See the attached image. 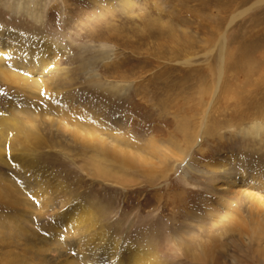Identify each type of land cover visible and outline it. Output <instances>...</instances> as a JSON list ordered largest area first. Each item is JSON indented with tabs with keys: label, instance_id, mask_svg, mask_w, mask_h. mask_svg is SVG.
Listing matches in <instances>:
<instances>
[{
	"label": "rangeland",
	"instance_id": "obj_1",
	"mask_svg": "<svg viewBox=\"0 0 264 264\" xmlns=\"http://www.w3.org/2000/svg\"><path fill=\"white\" fill-rule=\"evenodd\" d=\"M0 27L64 53L51 60L56 113L46 78L21 70L12 86L0 80V110L18 97L17 111L34 102L33 115L66 121L53 136L42 126L32 156L47 192L0 165V264H87L74 231L48 217L67 196L106 235L95 248L109 238L139 264H264V203L246 200H264L249 172L264 176V130L250 128L264 121V0H0Z\"/></svg>",
	"mask_w": 264,
	"mask_h": 264
},
{
	"label": "bare ground",
	"instance_id": "obj_2",
	"mask_svg": "<svg viewBox=\"0 0 264 264\" xmlns=\"http://www.w3.org/2000/svg\"><path fill=\"white\" fill-rule=\"evenodd\" d=\"M60 47L61 46H59L58 42H56L55 40H49L45 38L39 39L36 37L24 35L21 32L10 31L0 27V80L5 82V84H7L8 86H12V84L14 83H12L10 79L11 77L16 78V76H19L15 73V71L20 70L27 75L34 76L38 80L45 77V80L40 81L43 82L42 85L44 88L41 87V90H44L43 96L46 97L48 103L50 101L49 104L52 105L50 109H55L57 111L58 108L61 107V105H59L61 103H58L60 99L57 100L58 95L56 92H53V89L51 87L53 85L51 82L49 83V81H54L62 74V69H60L58 66H55V64L51 62V60H55L57 56H63L62 54L64 53ZM220 76L221 73L219 74V77ZM30 82L28 84V87L30 88H34L36 86L35 84H37L36 81H32V79ZM15 83V91H17L18 93V91L21 92L23 90L24 92V89L26 88L24 85H26V83L24 82V84L18 82V84L20 85H17V82ZM41 92L43 93V91ZM17 98L14 97L13 100L8 101V111L0 110V165L16 171L22 181H24L25 184H28L26 185V187H30L32 190H43L45 193L49 188L51 189L50 182H45L46 185H44V175L42 173L44 169L43 167L39 166V163L35 158H32V156L37 153L42 145L46 144V140L43 135L44 128H42V126H46L47 132L51 136L56 133H65V131H63L65 129L63 121L65 119L59 117V121L63 120L61 123L57 120H54V118H46L39 114L33 115L32 113L38 112V110L34 108V102L29 104L25 102L26 105L28 104L26 110L23 109L22 111H17L19 102ZM18 112L22 115V117L19 118L18 116H15V114ZM63 116L65 117L64 113ZM250 128L251 130L257 132L261 129L264 130V121H254L250 124ZM77 132L78 131L74 130L70 131L68 139H72L73 142L79 143L82 146L87 145V147L95 149V151L102 156L107 155L108 153H112L111 156L114 158V154L116 152L111 151L110 149L112 148L109 147V145L106 144L104 140L97 137L93 133L88 135L91 139H89L86 135H84V137H80ZM61 139V137L58 138V141H60L61 144L66 146L69 145V140L62 139L61 141ZM249 172L250 174H253L251 176H261L260 180L264 181V176L260 175L261 173L259 174V171H257L256 169H252ZM227 180L232 179L231 177H228ZM228 182L232 185L235 184L233 181ZM255 186L257 187L258 184L256 183ZM258 187L263 186L259 184ZM246 198L247 203L251 200L260 202L262 204L264 203V200L261 197L259 198L255 195H250L248 197L247 194ZM51 200L52 199L50 198L49 201H46V204L48 206H51V203H48L51 202ZM58 207L59 210L55 212V214L53 213V215L48 214V217H50V219H52L53 221H56L57 225L65 226L68 233L70 230L71 233L74 231L72 236L78 237L76 247H78L77 250H79V252L81 253L82 261L87 264H102V258H104V260L106 261L105 264L140 263V261L138 262L135 259H138L136 256L141 255V253L133 254L130 249L128 250L127 248H122V246L120 247L118 244L110 241L109 238L106 241L105 246L95 248L94 245H100L97 244V242L102 240L104 241L106 235L101 232L102 230L100 229V227H98L99 225L95 220V216H91L90 211L84 215V213L81 212L82 207L76 204L72 198L67 196L63 201L59 203ZM50 210L52 209L50 208ZM212 230L210 229L207 231L209 232V234L207 233L209 237H214V230ZM71 233L69 235H71ZM0 234L5 235L4 232H1ZM5 238H7L6 235ZM202 243L197 245V249L202 250ZM34 248H36V251H39L40 254L43 252H45L46 254V251L48 250L45 246L38 247L34 245ZM53 258L56 261L57 257Z\"/></svg>",
	"mask_w": 264,
	"mask_h": 264
},
{
	"label": "snow or ice",
	"instance_id": "obj_3",
	"mask_svg": "<svg viewBox=\"0 0 264 264\" xmlns=\"http://www.w3.org/2000/svg\"><path fill=\"white\" fill-rule=\"evenodd\" d=\"M43 95V93H41Z\"/></svg>",
	"mask_w": 264,
	"mask_h": 264
}]
</instances>
